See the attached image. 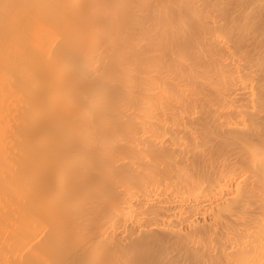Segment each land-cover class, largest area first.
Returning <instances> with one entry per match:
<instances>
[{
	"label": "bare ground",
	"instance_id": "bare-ground-1",
	"mask_svg": "<svg viewBox=\"0 0 264 264\" xmlns=\"http://www.w3.org/2000/svg\"><path fill=\"white\" fill-rule=\"evenodd\" d=\"M0 264H264V0H0Z\"/></svg>",
	"mask_w": 264,
	"mask_h": 264
}]
</instances>
